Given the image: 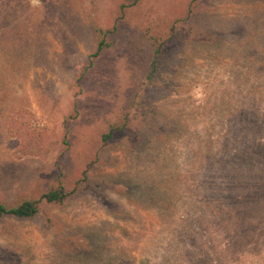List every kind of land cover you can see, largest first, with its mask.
I'll return each instance as SVG.
<instances>
[{
    "label": "rangeland",
    "instance_id": "obj_1",
    "mask_svg": "<svg viewBox=\"0 0 264 264\" xmlns=\"http://www.w3.org/2000/svg\"><path fill=\"white\" fill-rule=\"evenodd\" d=\"M134 1L0 0V264H264V0Z\"/></svg>",
    "mask_w": 264,
    "mask_h": 264
},
{
    "label": "trees",
    "instance_id": "obj_2",
    "mask_svg": "<svg viewBox=\"0 0 264 264\" xmlns=\"http://www.w3.org/2000/svg\"><path fill=\"white\" fill-rule=\"evenodd\" d=\"M139 0H135L134 3H137ZM100 34H102V39L100 40L97 50L94 51L91 56L95 57L100 54V52L105 48L107 45L106 37L109 30H99ZM115 128L111 129L108 134L103 135L104 143H107L110 138L113 137L115 132ZM261 148L264 149V143H259ZM82 181L87 180V176L85 175ZM71 194V191H67L62 184H59L57 188L50 189L47 192H44L39 198L37 199H30L25 200L16 205H7L4 203H0V218L6 215H11L19 218H28L37 215L40 211V206L43 202L45 203H63ZM245 218V217H241ZM239 218V219H241ZM237 219V221L239 220ZM233 222V221H232ZM249 253L247 251H242L239 255L236 256L235 259L232 260V264H237L239 262H244V258Z\"/></svg>",
    "mask_w": 264,
    "mask_h": 264
}]
</instances>
